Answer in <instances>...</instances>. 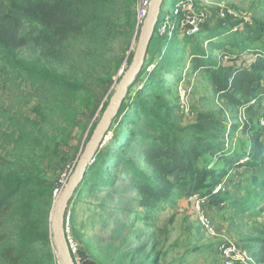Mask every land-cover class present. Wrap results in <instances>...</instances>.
<instances>
[{"label":"trees","instance_id":"obj_1","mask_svg":"<svg viewBox=\"0 0 264 264\" xmlns=\"http://www.w3.org/2000/svg\"><path fill=\"white\" fill-rule=\"evenodd\" d=\"M167 2L175 7L178 0L163 1L156 31L169 14L173 34L160 36L156 50L145 60L133 86L151 63L154 68L136 96L131 94L133 86L130 88L111 126L112 135L88 165L69 203L74 230L79 232V223L85 229L81 235H86L88 226L96 221L82 219L85 208L79 206L86 205L97 206L104 215L110 208L119 214L132 212L135 207L152 211L163 203L200 194L214 207L264 213L262 115L256 120L239 119L242 109L250 110L264 102V22H227L201 28L193 37L177 36L182 12L166 10ZM107 4V0H9L6 12L0 15V69L35 86L63 90L75 87L58 70L18 55L27 45L24 26H36L45 56L56 59L88 36L96 37V41L103 38L99 20ZM196 38L207 41L206 47L195 42ZM184 52L190 63L187 74L200 73L210 85V91L200 98L204 107L186 124L142 99L148 90L162 94L166 86L178 85L182 77L176 70L186 62L180 57ZM226 55L229 60L223 61ZM239 133L243 134L240 139L236 135ZM26 136L22 131L20 139ZM242 168L251 170L242 194L227 187L215 191L224 179ZM53 191L44 178L18 174L1 163L0 264H35L34 259L45 256L41 248L50 249ZM97 192L103 193L97 202L85 201L86 197L97 198ZM116 200L120 203L113 207ZM249 240V253L257 264H264V224ZM146 244L135 249L143 252ZM93 245L86 242L90 250Z\"/></svg>","mask_w":264,"mask_h":264},{"label":"rangeland","instance_id":"obj_2","mask_svg":"<svg viewBox=\"0 0 264 264\" xmlns=\"http://www.w3.org/2000/svg\"><path fill=\"white\" fill-rule=\"evenodd\" d=\"M191 1L194 8H203L208 12L203 30L227 22L231 25L247 20L264 22V0ZM107 2V9L103 10L99 20L103 25V38L96 41V37L88 36L72 44L69 51L63 50L61 57L56 59L45 56L36 26H24L27 45L18 55L58 70L63 79L74 82L76 86L70 90L35 86L0 69V167L3 162L18 174L42 177L52 188L70 167L75 165V170L106 109L105 104L109 103L130 66L144 21H140L137 13L139 0ZM7 6L9 0H0V15L6 12ZM164 7L170 11L175 9L171 2L165 3ZM222 7L235 9L241 15H248V19L241 16L236 21L231 18L222 21L219 16ZM177 33V36H188L185 31L178 30ZM159 38L155 34L146 59L149 60L156 50ZM194 41L200 42L203 47L207 45L202 38ZM180 57L186 62L176 70L182 77L178 85L166 86L162 94L148 90L142 99L161 112L167 110L171 117H179L182 124H186L193 121L197 110L204 107L200 98L210 91V85L200 73L187 74L190 63L186 52ZM148 73L146 69L144 76L131 88L132 96H136ZM171 79L174 80V77L171 76ZM254 111L249 113L244 110L242 120L247 117L256 120L264 113V109L259 107ZM22 131L27 133L23 140L20 139ZM111 135L110 131L108 139ZM236 135L238 139L243 137L242 133ZM250 172L246 168L234 171L226 181L227 189L242 194ZM102 194L97 192V198L84 199L88 203L97 202ZM56 200L52 196L50 227ZM119 203L116 200L113 207ZM122 203L129 208L127 203ZM69 206L70 234L78 243L80 254L87 264H224L218 249L222 240H234L250 250L249 239L258 235L259 228L264 224V213H239L231 207L219 208L207 203L205 212L212 217L219 232V236L214 238L202 230L193 201L182 197L174 203H163L152 211L135 207L132 212L120 214L112 208L104 215L97 206H79L80 209L85 208L82 219H96L88 226L87 234L81 235L85 229H81L82 223H79L77 228L80 230L76 233ZM87 241L94 244L91 250L86 246ZM143 243H147L148 247L138 252L136 246ZM41 250H44L45 256L34 259L35 264H60L52 236L50 249L42 246Z\"/></svg>","mask_w":264,"mask_h":264},{"label":"water","instance_id":"obj_3","mask_svg":"<svg viewBox=\"0 0 264 264\" xmlns=\"http://www.w3.org/2000/svg\"><path fill=\"white\" fill-rule=\"evenodd\" d=\"M163 1L164 0H151L148 13L142 23L137 49L130 66L120 79L106 109L94 128L86 147L78 160L75 170L69 177L66 185L56 200L51 217V233L56 252L60 259V264H75L65 229V217L69 208V203L85 176L88 165L94 161L96 154L108 139L113 121L118 116L119 111L129 94L130 88L134 85L141 74L155 35L158 16Z\"/></svg>","mask_w":264,"mask_h":264},{"label":"built area","instance_id":"obj_4","mask_svg":"<svg viewBox=\"0 0 264 264\" xmlns=\"http://www.w3.org/2000/svg\"><path fill=\"white\" fill-rule=\"evenodd\" d=\"M151 0H139L137 6V13L140 21L142 22L148 13V8L150 5ZM191 0H181L175 4V8L182 12V19L180 22L179 30L185 31L186 34L190 37L195 36L200 29L202 28L204 22L208 17V12L203 8H194L193 4H191ZM220 18L222 21H226L227 19L231 18L234 20H239L243 16L245 20L248 19V15H241L239 11L232 9L230 7H222L220 9ZM174 25L171 22L170 15L167 14L164 20L160 23L159 28L155 31V34L158 36L163 35H171L173 34ZM237 28L235 27L234 30ZM155 36V35H154ZM223 61H228L229 57L223 56ZM155 64L148 66L147 71L150 72L154 68ZM246 110L245 108L242 109L240 114V120H242L243 111ZM243 121V120H242ZM259 124L264 129V113L259 119ZM74 167H70L69 170L65 171L59 181L56 183L53 191V196L58 198L61 191L63 190L64 186L66 185L69 177L71 176ZM226 181L224 179L222 183H220L215 191H221L226 188ZM193 201V207L197 214L200 226L202 230L212 237H218L219 232L216 228V225L210 215L205 212V205L208 201L201 197L200 194H194L189 197ZM70 206L67 210L66 217H65V229L67 234V240L69 243V247L74 258L75 264H87L84 262L82 255L80 254V249L78 243L70 234ZM220 257L222 258L224 264H257L255 259L251 256L249 251L236 241L231 239H224L222 240L221 245L218 247Z\"/></svg>","mask_w":264,"mask_h":264},{"label":"crops","instance_id":"obj_5","mask_svg":"<svg viewBox=\"0 0 264 264\" xmlns=\"http://www.w3.org/2000/svg\"><path fill=\"white\" fill-rule=\"evenodd\" d=\"M7 8H8V6H7ZM263 95H264V92H263ZM256 107H259V109L261 108V109H264V102H262V104H257V106H254L252 109H250V110H247L249 113H252V112H255L254 110L256 109ZM258 112V111H257ZM247 169H249V168H247ZM244 170V169H243ZM240 172V171H239Z\"/></svg>","mask_w":264,"mask_h":264}]
</instances>
